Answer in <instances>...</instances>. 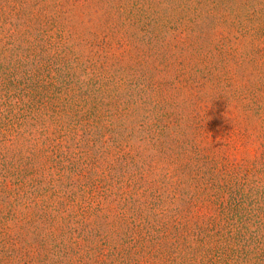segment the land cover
I'll use <instances>...</instances> for the list:
<instances>
[{"label": "trees", "instance_id": "16d2710c", "mask_svg": "<svg viewBox=\"0 0 264 264\" xmlns=\"http://www.w3.org/2000/svg\"><path fill=\"white\" fill-rule=\"evenodd\" d=\"M0 264H264V0H0Z\"/></svg>", "mask_w": 264, "mask_h": 264}, {"label": "rangeland", "instance_id": "374dc122", "mask_svg": "<svg viewBox=\"0 0 264 264\" xmlns=\"http://www.w3.org/2000/svg\"><path fill=\"white\" fill-rule=\"evenodd\" d=\"M97 12H98V14L95 15V16H94L93 13L91 12L89 15H88L87 13L84 14L83 17L78 13L76 17L81 18L80 20H84V21H86V23H87V21H90L91 24H87V27H88V29H89V27H93V25H95L96 23H98V21H100V20L102 19L101 14H99L100 11H97ZM82 18H83V19H82ZM76 21H77V20H76ZM80 26H81L82 28L85 27V26L83 25V23H82ZM241 150H242V149H239V151H241ZM237 157H238V158H241V157H243V156L237 154Z\"/></svg>", "mask_w": 264, "mask_h": 264}]
</instances>
